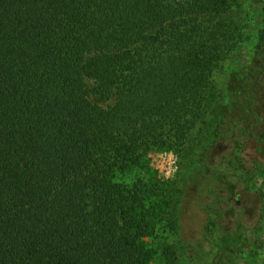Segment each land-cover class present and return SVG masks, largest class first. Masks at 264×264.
Wrapping results in <instances>:
<instances>
[{
    "label": "trees",
    "instance_id": "16d2710c",
    "mask_svg": "<svg viewBox=\"0 0 264 264\" xmlns=\"http://www.w3.org/2000/svg\"><path fill=\"white\" fill-rule=\"evenodd\" d=\"M235 2L0 0V264H147L148 192L115 172L186 143L230 48L218 17ZM243 77L229 110L243 114L211 187L207 234L222 243L211 264H264L231 201L251 170L264 174V19ZM226 213L236 232L217 236Z\"/></svg>",
    "mask_w": 264,
    "mask_h": 264
},
{
    "label": "rangeland",
    "instance_id": "374dc122",
    "mask_svg": "<svg viewBox=\"0 0 264 264\" xmlns=\"http://www.w3.org/2000/svg\"><path fill=\"white\" fill-rule=\"evenodd\" d=\"M263 19L264 0H236L229 11L218 17L229 32L230 48L214 70L211 99L186 143L152 149L143 155L140 165L115 172V181L127 187L141 181L148 192V206L155 217L150 235L143 242L150 253L147 264H195L192 256L196 253H203L202 263L215 260V252L222 243L207 234L209 205L214 201L211 187L218 183L217 174L224 169L231 151V127L243 114L237 104L229 111L234 103L230 91L239 88L237 81L244 78L254 62ZM220 115H226L223 128L230 133L223 141L224 149L216 138ZM247 143L249 153L244 152L242 157L251 169L259 155L255 139L250 137ZM236 172L230 170L228 177ZM250 172L249 182L236 189L231 201L241 211L244 236L264 250V174L255 169ZM227 213L217 236L236 232L234 217ZM233 263L243 264L238 260Z\"/></svg>",
    "mask_w": 264,
    "mask_h": 264
}]
</instances>
